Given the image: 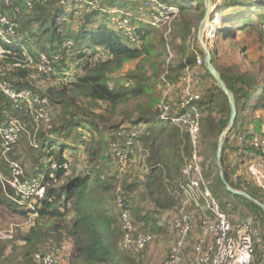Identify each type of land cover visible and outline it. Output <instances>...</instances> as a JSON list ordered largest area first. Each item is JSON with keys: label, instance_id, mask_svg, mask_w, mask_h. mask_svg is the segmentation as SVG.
I'll list each match as a JSON object with an SVG mask.
<instances>
[{"label": "trees", "instance_id": "obj_1", "mask_svg": "<svg viewBox=\"0 0 264 264\" xmlns=\"http://www.w3.org/2000/svg\"><path fill=\"white\" fill-rule=\"evenodd\" d=\"M75 1L11 0L12 5L18 7L17 12L10 13L16 24V34L9 42L0 36L3 50L0 74L15 87L28 86L37 91L32 86L30 76L34 70L27 66V60L31 59L36 63L41 53L48 57L60 53L61 62L63 55H69L76 49L79 52V61H84L79 74L73 75L71 79H62L59 86L48 88L46 92L41 93L48 98L50 107L52 104L55 106L52 114L55 112L57 117L56 124L41 141L31 142L34 148H38L43 163L37 168L35 176L40 177L45 185L44 196L35 200V206L29 207L27 203H21L18 198L10 195L11 190L0 180L2 187H7H3L6 197L1 201L7 208L26 215V211L19 210L26 206L31 208L29 212L36 215L34 225L24 237L27 245L17 256V264H35L32 253L35 251L33 239L40 234V229L44 226L56 237H51V240L58 245L62 235L63 238L69 239V264H127L122 253L125 251L119 249L121 229L115 205L118 195H114L116 182L121 184L123 190H120V193L125 196L127 205L133 200L131 193L134 192H140L141 202H149L150 209L141 212L138 203L133 205L132 211L135 219L144 224V228L158 231L161 215L165 219L166 215L173 214L178 208L181 198L180 186L186 180L182 167L189 160L193 150L183 127L159 121L158 108L148 113L154 106L152 90L164 86L167 81L158 77L153 62L150 63L151 69L139 64L144 60L155 61L156 56L162 55L164 51L161 45L163 41L154 36L156 31L162 30L148 25V14L142 7V0H102L100 9H83L79 13H75L77 10L73 9ZM27 2L31 3V7L26 5ZM173 2L180 10L174 22L177 18L185 20L191 6L201 8L202 16L205 15L204 0ZM217 3L215 8L223 26L219 31L222 38L228 41L238 40L236 34L255 28L258 31V39L264 42V3L258 0H219ZM114 9L120 10L128 17L130 32L117 31L111 25ZM68 22L77 23L75 33L70 31ZM187 25L184 24V27H189ZM66 40L73 43L68 53L64 48ZM182 41L185 42V37H182ZM209 50L211 62L235 102L236 117L222 144L223 179L217 169H210L208 173V166L203 165L202 160L203 173L206 179H213L210 189L219 200L230 198L245 209L257 211L264 217L261 207L241 195L231 193L224 184L225 181L230 187L243 190L264 203L262 194L251 187L240 172L243 160L246 171L247 159L251 155L259 154L251 141L264 123V84L258 83V75L255 72L234 73L230 67L220 69L216 65V53ZM195 59L196 54L192 53L181 63L184 71L179 76V81L186 72L192 74L191 66L198 65ZM136 60L139 61L134 69L117 75L126 63ZM254 61L261 62L259 58ZM201 65L204 66V63ZM55 66L56 64L54 68ZM204 70L210 75L205 66ZM217 89L218 93H209L207 98L204 101L201 99L199 103L200 139L202 140V136H217L215 149L218 137L227 127L230 116L228 97L218 87ZM147 93L152 99L149 105L141 109L139 117L115 129L106 127V116L101 110H113L127 99ZM254 94L256 95L253 99ZM245 110H250V118H246L247 113L244 115ZM11 118H18L24 124L29 121L27 112L14 109L10 100L0 92V127ZM51 122L47 127H51ZM135 125L144 127L132 146L134 155L142 157L143 160H139L128 170L120 171L116 167L112 144L121 138V131H127ZM26 130L27 127L22 133ZM103 143L108 145L110 157L93 177L95 169L98 168L95 166V159ZM81 149H91L88 163L83 172L68 175V156L75 157ZM230 153L240 165L234 161L230 162ZM9 155L10 153L8 158L12 159ZM0 159H3L1 146ZM4 162L7 174L1 169L0 172L8 176L9 169L7 162ZM53 164L55 168L52 167ZM112 168L113 172L110 173ZM128 208L130 210L129 206ZM247 217L245 215L244 218ZM132 220L138 230L146 232L139 229L133 218Z\"/></svg>", "mask_w": 264, "mask_h": 264}, {"label": "built area", "instance_id": "obj_2", "mask_svg": "<svg viewBox=\"0 0 264 264\" xmlns=\"http://www.w3.org/2000/svg\"><path fill=\"white\" fill-rule=\"evenodd\" d=\"M101 3L102 0H76L73 9L77 10L75 13L83 9L87 11L100 9ZM26 5L31 7L30 2ZM142 7L147 11L148 25L167 33L180 12L178 5L170 0H142ZM8 11L17 12L18 7L12 5L11 0H0V36L9 42V39L16 34V24ZM112 13L111 25L117 31L130 32L128 17L117 9H114ZM72 45L71 40H66L65 52L68 53ZM1 52L3 53V50ZM59 59L60 53L51 57L41 53L36 63L28 59L27 66L35 68L38 73L50 75L55 70L54 64ZM195 61L196 64L201 65L204 63V58L196 55ZM30 76L32 78V74ZM181 79V85L175 97L171 99L164 93L158 104V120L183 127L193 147L189 160L182 167V174L186 180L180 186L181 198L178 208L173 214L166 215L164 219L167 227L174 232V240L167 257L161 264H251L256 244L261 238L260 228L250 216L231 221L206 186L202 158L198 149L201 96L195 87L194 76L190 72H186ZM0 92L10 100L14 109L27 112L28 124L35 131L50 124L52 110L45 95L28 86L15 87L1 74ZM26 127L27 124L18 118H11L0 127L1 156L7 162L9 169L8 176H2L1 172L0 176L4 185L11 190L10 195L31 207L33 201L44 196L45 185L40 177L25 176L22 165L7 156L17 145L20 134ZM143 129L142 125H135L127 131H121L119 133L121 138L112 144L118 170H128L139 160H143L142 157L134 155L132 148ZM239 140L241 141V138ZM251 144L259 151V154L251 155L247 159V176L250 183L264 193V123L260 132L253 137ZM52 167L55 168V164ZM115 205L121 229L120 248L129 253L142 251L150 242V235L135 227L123 194L118 193ZM197 221L202 236L194 241L190 252H187L189 238L197 227ZM61 248L56 242L50 240L47 250L33 254L34 263L59 264ZM261 264H264V259Z\"/></svg>", "mask_w": 264, "mask_h": 264}, {"label": "rangeland", "instance_id": "obj_3", "mask_svg": "<svg viewBox=\"0 0 264 264\" xmlns=\"http://www.w3.org/2000/svg\"><path fill=\"white\" fill-rule=\"evenodd\" d=\"M216 5H218V3L214 2L212 13L204 22L205 31L202 30L201 32V37L204 45H206L208 50L211 49L212 52L216 53V65L220 69L230 67L232 69V72L234 73L252 74L255 72L258 75V83L264 84V42L258 39V31L255 28L253 30H245V32L243 33L236 34L238 40L233 41H228L222 38L219 34V31L221 29L220 27L223 26H221V22L219 20L220 16L215 8ZM8 13H11V11H8ZM204 17L205 15L202 16L201 8L198 9L195 6H191V10L186 14L185 20H183L184 18L182 19L181 17L182 20L177 18L175 22L173 21L169 33L163 30L156 31L154 33V36L157 37V39L163 41L161 44L162 47H164L163 54L160 56L157 55L155 61H152L153 59L144 60L139 64L148 69H151L150 63L153 62L155 64V69H157L158 77H160L161 79L165 78L167 83L164 86H160L152 90V97H154V106L152 110L148 111V113L158 108V104L162 99L164 93H166L171 99L175 97L180 88L181 80L179 81V76L184 71L181 68V63L185 61L187 55H191L192 53L200 56L204 55V48L198 39L199 26L202 21H204ZM184 24H188L189 27H184ZM255 24H257L256 21ZM68 25L72 33H75L77 31L76 22H68ZM207 26L210 28H206ZM182 37H185V42L182 41ZM1 51L2 48L0 45V59L2 57ZM77 51L78 50L74 49L72 52H70L69 55H63V59L61 60V62L58 61L56 63L55 70L50 75L38 73L36 69L33 68L34 71L31 73L33 88L40 93H44L48 88L59 86V81H61L62 79H71L73 75L79 74L84 61H79V52ZM255 58H259L261 62L254 61ZM138 61L139 60L126 63L124 68L121 71L117 72V75H123L126 71L134 69ZM204 66H191V71L194 76V84L201 96L202 101L207 98L209 93H218L217 87L219 88L215 79L205 72ZM166 77H169V80ZM255 95L256 94L253 95V99ZM151 99L152 98L148 93L139 94L127 99L113 110H101V113L106 116V127L115 129L120 125H127V123L131 121V119H135L140 116L141 109H144L147 104L149 105ZM54 108L55 106L52 104L51 110L53 111ZM245 113H247L246 118H250V110H245L244 115ZM55 115L56 113L54 112L50 128L47 126H42L37 131H35L29 124H27L28 126L26 132L20 135L17 145L13 148L12 152L9 155V157L18 161L22 165L23 173L27 177L35 176L37 174V168L43 164L40 159L41 157L39 156L40 153L38 151V148H34L31 145V142L33 140L41 141V139L45 137L46 134H48L52 126L56 124L57 117ZM225 136L223 137V140ZM216 140L217 136H202V140L200 139V143L198 144V149H200L199 154L204 161L203 165L205 164L206 166H208V173H210V169H212L213 171H216V169L218 170L216 163L217 145L216 149L214 146ZM90 151L91 149H81L80 152H78V155H76L75 157L68 156L70 164V172L68 175H74L76 173L83 172L85 166L88 163ZM231 155L232 153L229 154L230 162L234 161L235 163L240 165L241 163L236 160V157H232ZM109 157L108 145H105L103 143L98 152V157L95 159V166H97L98 168L95 169L93 177L98 174L99 168L104 162L108 161ZM244 162L245 161L243 160V163L240 166V172L244 175L243 177H245L248 184L251 187L255 188L250 183L249 178L247 177ZM0 169L4 172V174H7L5 162L3 159H0ZM112 172L113 168L111 169L110 173ZM4 174L1 172L2 176H4ZM2 176H0V180L2 179ZM212 180L213 179H204L206 186L210 191ZM3 187L4 189L7 188L5 186ZM3 187L0 183V264H17V256L22 253V248L27 245V243H25L24 241V237L29 232L30 228L34 225L36 215L29 212V209L31 208H28L26 206H24L25 208H19V210L26 211V215L15 213L7 208L1 202L6 197L3 191ZM120 190H123L121 188V184L116 182L114 195L120 193ZM8 192L10 193L9 190ZM259 192L264 197V193L261 191ZM125 193L127 196V191H125ZM131 194L133 195V200H130L128 202V206L130 207L132 218L134 219L136 226L141 230L144 229L151 238L148 245L142 251L135 253H122L127 260V264H161L167 257L170 245L174 240V232L167 227L162 215L159 221L160 229L158 231H151L149 227L144 228V224L141 221L135 219L132 211L134 207L133 205H138V203H140L139 208L141 212L150 209L151 205H149L148 201H140V192H134ZM213 197L218 202L220 208L228 214L231 221H235L239 218H244L246 215L253 217L254 220L258 223L261 238L260 241L256 244L251 264H261L264 259V217L257 211L253 212L252 210L245 209L243 205L238 204L236 201H233L230 198H227V200H219L214 195ZM35 203L36 201H33L32 205H34ZM196 226V229L192 231L189 238V246L186 249L187 252H190L191 245L194 243V241L202 236V231L198 227V221ZM51 237L56 239L53 233L49 231L48 227H42V229H40V234L36 235L35 239H33V241H35V251H33L32 253L47 250L49 241L52 239ZM58 242L62 247L59 264H69L68 256H63L64 253H67L66 247L68 246L69 242L67 241V239L63 238V235L62 239Z\"/></svg>", "mask_w": 264, "mask_h": 264}, {"label": "water", "instance_id": "obj_4", "mask_svg": "<svg viewBox=\"0 0 264 264\" xmlns=\"http://www.w3.org/2000/svg\"><path fill=\"white\" fill-rule=\"evenodd\" d=\"M258 1L264 3V0H258ZM214 2H215V0H204V3L206 5V14L204 17V21H202V23L199 26L198 39L204 48V55H203L204 65H205L206 69L208 70V72L210 73V75L215 79V81L217 82V85L222 90V92L224 94H226V96L228 97L229 104H230L229 122H228L227 127L221 132V134L218 137L217 150H216V163H217V167L219 170L218 172H219V176L223 179V174H222V170H221V155H222L223 137L230 131V129L233 126V123H234V120L236 117V106H235V102L232 98L231 93L226 88V86H225L223 80L221 79L220 74L218 73L217 69L213 66V64L211 62V53L208 50V48L206 47V45H204V43L202 41V37H201V32L204 28V22L206 19L209 18L210 14L212 13V7H213ZM224 184H225V187L227 188V190H229L231 193L241 195V196L251 200L252 202L257 204L259 207H261V209L264 211V203L260 202L259 200L254 199L253 197L249 196L244 191L237 190V189L230 187L225 181H224Z\"/></svg>", "mask_w": 264, "mask_h": 264}, {"label": "crops", "instance_id": "obj_5", "mask_svg": "<svg viewBox=\"0 0 264 264\" xmlns=\"http://www.w3.org/2000/svg\"><path fill=\"white\" fill-rule=\"evenodd\" d=\"M204 178L206 179V177L204 176ZM67 241L69 242V239H67ZM70 242H69V244H68V246L66 247V249H67V253H64L63 254V256H65V257H67L68 256V254H69V250H68V248L70 247ZM19 257H17V259H18Z\"/></svg>", "mask_w": 264, "mask_h": 264}, {"label": "bare ground", "instance_id": "obj_6", "mask_svg": "<svg viewBox=\"0 0 264 264\" xmlns=\"http://www.w3.org/2000/svg\"><path fill=\"white\" fill-rule=\"evenodd\" d=\"M207 27H208V26H207ZM207 27H206V28H207Z\"/></svg>", "mask_w": 264, "mask_h": 264}]
</instances>
